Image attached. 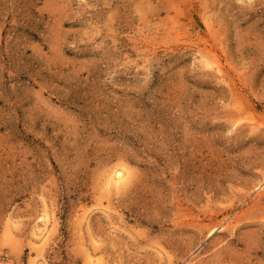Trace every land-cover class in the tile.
Returning <instances> with one entry per match:
<instances>
[{
	"label": "rangeland",
	"instance_id": "1",
	"mask_svg": "<svg viewBox=\"0 0 264 264\" xmlns=\"http://www.w3.org/2000/svg\"><path fill=\"white\" fill-rule=\"evenodd\" d=\"M40 262L264 264V0H0V264Z\"/></svg>",
	"mask_w": 264,
	"mask_h": 264
},
{
	"label": "bare ground",
	"instance_id": "2",
	"mask_svg": "<svg viewBox=\"0 0 264 264\" xmlns=\"http://www.w3.org/2000/svg\"><path fill=\"white\" fill-rule=\"evenodd\" d=\"M217 70L219 72H223L222 66L218 65ZM126 179H127V171L124 168L118 167V169L113 170V172H111V174L109 173V175H107L105 184H106L107 188H113V187L116 188V187H120L121 185H123L124 182L126 181ZM46 215H48V214H46ZM49 215L47 217H49ZM49 219H50V217H49ZM46 224H47V222H46ZM41 264H44V263L42 262Z\"/></svg>",
	"mask_w": 264,
	"mask_h": 264
}]
</instances>
